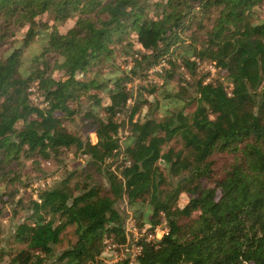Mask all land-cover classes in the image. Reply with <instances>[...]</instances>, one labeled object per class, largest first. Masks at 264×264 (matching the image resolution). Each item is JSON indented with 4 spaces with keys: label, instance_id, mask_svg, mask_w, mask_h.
<instances>
[{
    "label": "trees",
    "instance_id": "1",
    "mask_svg": "<svg viewBox=\"0 0 264 264\" xmlns=\"http://www.w3.org/2000/svg\"><path fill=\"white\" fill-rule=\"evenodd\" d=\"M0 51V215L10 203L29 213L10 264H104L110 245L127 243L123 197L148 226L123 264H264V0H0ZM161 60L168 68L146 97L137 91L120 143L126 84ZM204 61L221 81L198 76ZM83 103L95 143L66 128ZM70 149L106 187L64 180L18 196L27 162ZM69 227L75 238L57 254Z\"/></svg>",
    "mask_w": 264,
    "mask_h": 264
},
{
    "label": "rangeland",
    "instance_id": "2",
    "mask_svg": "<svg viewBox=\"0 0 264 264\" xmlns=\"http://www.w3.org/2000/svg\"><path fill=\"white\" fill-rule=\"evenodd\" d=\"M73 21H68L66 25L61 29V32H65L67 29L72 27ZM2 51H0L1 53ZM120 68L125 71L126 65L123 62H118ZM164 68H168V65L165 61L161 60V63L156 65L154 68L147 70L145 72L144 78H133L131 82L126 84V88L131 90L133 93V98L127 103L125 109L117 115V122L122 124L128 117L129 108H131L135 103V97L139 89H144L143 96H147V89L151 84L160 80L157 74H163ZM199 75L205 74L208 72V75L205 76V82H214L216 80H222V74L214 68L213 63L202 62L199 67ZM163 79V78H161ZM185 82H191L192 78L188 76L186 72V77L184 78ZM177 78H173L170 82V86L173 83H176ZM161 81V80H160ZM226 88L229 90L230 84L225 83ZM262 86L264 87V79ZM30 99L34 104L43 106L41 103L43 98L34 88L30 91ZM87 107L86 103H83L80 108V114H77L71 119L70 122L66 123V128L69 132L82 136L85 138L87 135L92 143L96 142L95 135L93 133L87 132L84 125L82 124L81 118L82 114ZM136 118V116H135ZM134 118V120H135ZM129 131L126 125H120L118 130L117 137L122 143ZM174 148L180 147L179 140L175 139L170 143ZM122 157L121 155L113 160H110L106 163L104 167H109V170H115L117 166L121 165ZM30 163H26V169L23 174V181L27 182L28 187L22 188L19 187L18 196L23 197L24 200L29 198H37V192L40 189L52 188L61 186L62 181L69 180L67 182V188L70 190L77 185H82L87 183L88 185H101L106 187L107 182L104 174L96 173L92 167L89 166L88 156L76 152L75 149H70L64 151L60 157L50 161L40 162L38 167L31 168ZM103 167V168H104ZM117 172V171H115ZM175 179H172V183H175ZM9 190H12L11 186H8ZM2 190V189H1ZM0 190V191H1ZM115 208L122 217L123 225L127 233V243L125 245L117 246L110 245L107 248V257H101L100 260L104 264H123L125 260H133L137 252L136 242L138 239L145 235L147 232L146 228L148 226L141 227L138 226V222L133 215V211L129 208L127 200L125 197L116 202ZM29 213H25L20 208L16 207L15 204H5L1 206V215H0V264H10L11 254L16 249L17 245L14 242L13 235L17 226L24 221L25 216ZM166 232L164 224L159 225L152 234V237L155 239H160L161 236ZM75 238L73 228L69 227L63 234L62 244L56 246L55 252L58 254L62 251L63 248H66ZM46 264H52V261H48Z\"/></svg>",
    "mask_w": 264,
    "mask_h": 264
},
{
    "label": "built area",
    "instance_id": "3",
    "mask_svg": "<svg viewBox=\"0 0 264 264\" xmlns=\"http://www.w3.org/2000/svg\"><path fill=\"white\" fill-rule=\"evenodd\" d=\"M125 125H126V123H125ZM127 127V126H126ZM119 142H120V140H119ZM124 231H125V234H126V240H127V233H126V230H125V227H124ZM149 238H153L152 237V235H149ZM125 245V244H124ZM139 250H140V247H138L137 246V252H136V254L139 252ZM133 261V260H132ZM130 262H131V260H130ZM131 264V263H130Z\"/></svg>",
    "mask_w": 264,
    "mask_h": 264
}]
</instances>
